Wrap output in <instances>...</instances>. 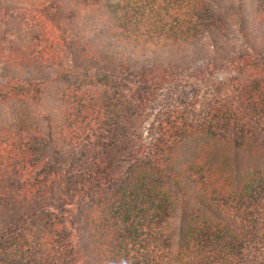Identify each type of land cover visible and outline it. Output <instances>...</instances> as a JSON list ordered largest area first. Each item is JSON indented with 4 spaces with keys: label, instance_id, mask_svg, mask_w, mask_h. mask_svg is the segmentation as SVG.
Wrapping results in <instances>:
<instances>
[{
    "label": "trees",
    "instance_id": "1",
    "mask_svg": "<svg viewBox=\"0 0 264 264\" xmlns=\"http://www.w3.org/2000/svg\"><path fill=\"white\" fill-rule=\"evenodd\" d=\"M0 264H264V0H0Z\"/></svg>",
    "mask_w": 264,
    "mask_h": 264
},
{
    "label": "rangeland",
    "instance_id": "2",
    "mask_svg": "<svg viewBox=\"0 0 264 264\" xmlns=\"http://www.w3.org/2000/svg\"><path fill=\"white\" fill-rule=\"evenodd\" d=\"M195 68H197V67H195ZM219 78L221 79V77H219ZM193 94H194V91H187V92H185V94H182V98H184V101H187L193 97ZM148 129H149L148 126H146L144 129L145 130V132H144L145 138L148 137Z\"/></svg>",
    "mask_w": 264,
    "mask_h": 264
}]
</instances>
